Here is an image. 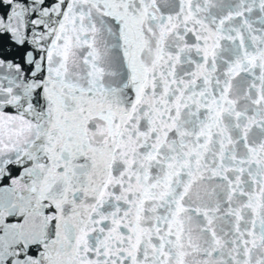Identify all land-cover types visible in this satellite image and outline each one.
I'll return each instance as SVG.
<instances>
[{
  "label": "snow or ice",
  "instance_id": "obj_1",
  "mask_svg": "<svg viewBox=\"0 0 264 264\" xmlns=\"http://www.w3.org/2000/svg\"><path fill=\"white\" fill-rule=\"evenodd\" d=\"M0 264H264V0H0Z\"/></svg>",
  "mask_w": 264,
  "mask_h": 264
}]
</instances>
